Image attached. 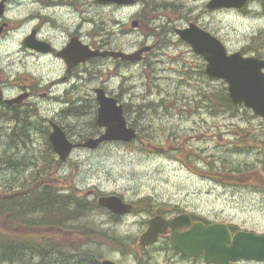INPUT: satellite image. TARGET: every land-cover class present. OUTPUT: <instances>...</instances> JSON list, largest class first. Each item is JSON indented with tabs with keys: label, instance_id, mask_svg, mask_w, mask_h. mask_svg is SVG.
I'll return each mask as SVG.
<instances>
[{
	"label": "rangeland",
	"instance_id": "374dc122",
	"mask_svg": "<svg viewBox=\"0 0 264 264\" xmlns=\"http://www.w3.org/2000/svg\"><path fill=\"white\" fill-rule=\"evenodd\" d=\"M87 2L92 4L89 0ZM154 2H167L172 7L181 5L182 10H151L144 0H137L131 7L97 5L86 9L84 22L87 35H91L86 38V43L97 45V40L105 38L109 25L114 34L108 42L114 43L116 50L124 51H135L145 44H153V39L144 35V32L147 35L152 30V18H156L152 19L156 26L166 24L168 28L166 37L171 41L165 47H156L147 56L150 64L146 68V61L134 63L127 70L115 69L109 61H101L93 63L96 66L94 69L89 68L100 73L101 77L85 83L86 95L94 98L96 87L106 88L109 95L115 97L121 95V103L131 109L125 115L130 123L133 122L140 139L132 145L109 142L95 150L78 148L62 162L55 151L48 150L44 139L38 138L35 146L29 144L31 148L28 149L15 135H11L9 140V135L2 133L0 138V143L6 144L11 140L14 143L5 145L12 157L25 159V162H18L19 167L24 166L18 180L40 177L35 179L36 184L50 183L64 193L72 192L90 199L95 196L98 199L103 194H117L134 203L138 210L124 216L120 223L97 217L99 215L95 212L87 220L75 218L70 221L71 224L68 222V230L59 231L51 240L41 238L45 228H25L4 219L0 220V232L6 234L0 233L1 236L20 238L24 231L30 230L38 232L39 240L75 246L85 241L77 231H84L86 225L92 226L105 235L92 236L95 251L102 254V260L134 264L143 256L138 240L148 227L145 220L150 213L145 210L151 204H156L154 208L159 206L161 211L179 208L209 221L227 222L242 230L264 234V146L260 144L264 140V120L250 118L249 115L233 117L214 112L210 92L221 90L227 84L201 74L206 61L176 33L177 28H184L194 21L218 37L229 52L243 51L253 41V36L261 32L264 34V13H259L256 1L240 10L216 11L207 9V0ZM86 6L88 8V4ZM143 16L146 24H142V29L132 28L131 22ZM188 17L191 20H187ZM101 19L105 23H100ZM95 29H98L99 36L93 35ZM244 55L254 54L249 51ZM54 69H59L58 62H54ZM205 96L209 100L203 102ZM150 101L161 104L144 107L145 111L141 109L142 113L138 116L136 105ZM90 118L91 115H85L80 120L73 118L62 122L64 127L75 132V135L70 134V140L79 142L81 134L91 133L88 125ZM190 151L194 154L204 152L208 157L216 155V159L220 157L231 166L248 164V169L218 182L195 173L196 168L203 167L202 164L194 162L199 165L196 166L185 162L183 155ZM0 171L3 172L2 169ZM13 176L9 170L3 172L0 193L4 192L3 183ZM5 190L8 191V188L5 187ZM92 192L95 195H88ZM112 235L123 238L121 245L112 242ZM163 257L158 255V264H169Z\"/></svg>",
	"mask_w": 264,
	"mask_h": 264
},
{
	"label": "flooded vegetation",
	"instance_id": "af4514ba",
	"mask_svg": "<svg viewBox=\"0 0 264 264\" xmlns=\"http://www.w3.org/2000/svg\"><path fill=\"white\" fill-rule=\"evenodd\" d=\"M89 1L92 4L88 2L87 8L86 0H0V118L4 121L0 127L1 132L17 136L28 149L37 138L50 135L54 122L67 133L74 134L62 122L73 118L80 120L84 115L85 67L87 63H99L101 60L89 59L70 67L61 53L72 38L88 44L92 49L100 48L99 43H86V38L91 35H87L84 22L86 9L103 4L99 0ZM110 6L119 7L116 4ZM75 15L76 19H73ZM138 25L135 29L141 30L140 22ZM108 61L120 70L131 69L134 64L121 58H108ZM54 62L59 63L58 70L54 69ZM26 116L41 121L43 129L26 130L27 139L24 140L19 136L18 123ZM15 122L16 128L11 127ZM89 195L95 194L92 192ZM183 212L186 211L166 208L156 215L171 219ZM189 214L191 225L180 227V232L190 229L194 222L205 225L214 222L192 212ZM149 216L145 220L146 227L154 215ZM227 224L232 233L242 230L234 224ZM171 234L172 229L168 227L156 243L139 246L143 256L134 264H158V255H163V260L169 264H211L205 261L203 255L187 256L174 248Z\"/></svg>",
	"mask_w": 264,
	"mask_h": 264
},
{
	"label": "trees",
	"instance_id": "16d2710c",
	"mask_svg": "<svg viewBox=\"0 0 264 264\" xmlns=\"http://www.w3.org/2000/svg\"><path fill=\"white\" fill-rule=\"evenodd\" d=\"M149 9H158L160 11L172 9V11H181V5H177L176 7L169 6L167 2H154L155 0H144ZM257 2V9H259V13H264V0H254ZM87 4V3H86ZM246 8V7H245ZM249 11V10H247ZM250 12V11H249ZM156 19V18H152ZM150 20V24L152 26V30L148 36V38L153 39L154 47H165L168 42L171 40L166 37L168 28L166 24H161L156 26L154 20ZM187 20H191L188 17ZM142 21V22H141ZM141 26L142 24H146L145 16H143L139 20ZM156 22V21H155ZM100 23H105L103 19L100 20ZM114 23H117L114 21ZM108 30L105 38H101L97 40L99 43L98 47L102 48H113L114 43L108 42V40L114 34V31L110 29L109 25L107 26ZM98 29L93 30L94 36H99L96 33ZM253 41H250L247 46L243 48V53L246 54L249 51L253 52L254 55L264 58V34L258 33L253 36ZM115 48V47H114ZM153 51L147 53V56L152 54ZM146 56V57H147ZM145 59L142 61H146V65L150 64V61ZM96 66L93 63H90L86 66V82H91L95 78L101 77L100 73L95 72L94 70H90L89 68L94 69ZM186 71V75H187ZM201 74H205L203 70H200ZM188 77V76H187ZM191 77V75L189 76ZM221 89V88H220ZM211 98L213 99V104L211 106L214 108V112L219 111V113H227L233 117L237 116H245L249 115L250 118H259L255 113H253L250 109L245 108L243 105L235 104L228 93L227 86H224L221 90H215L210 92ZM119 100H122L121 95L116 96ZM93 99L87 97L86 98V109L85 114L91 115V118L88 121L89 127L92 129L91 133L81 134L79 141H84L85 139L93 136V134H97L100 132V128L95 123L96 117V109L93 103ZM208 96L202 100L203 102L208 101ZM215 103V104H214ZM159 105L161 102L150 101L148 103H141L136 105L138 116H140L141 109L145 111V108H152L153 105ZM145 107V108H144ZM125 114H129L131 109L129 110L127 105L124 104ZM23 120L18 123V132L19 136L26 140V130H42V123L36 122L28 119V116L22 118ZM128 119V117H127ZM246 119V118H245ZM260 119V118H259ZM14 123V121H12ZM130 123V122H129ZM1 124V121H0ZM87 125V126H88ZM131 126H134L133 122L130 123ZM16 128L15 125H11V127ZM83 128L84 129H88ZM4 132H1L0 127V138ZM13 134V133H12ZM6 136L9 134H5ZM14 135V134H13ZM5 136V137H6ZM11 135L7 138L11 139ZM140 137L138 136L136 142ZM46 146L49 151L54 152L53 147L48 139V136L44 138ZM133 142L123 143L124 145H132ZM11 142L6 141V144H12ZM4 143H0V169L4 171H11L14 175L12 178L7 179L6 182L3 183L4 192L0 193V220L4 221L7 219L10 224L19 223L25 228L38 229L45 228V234L41 237L42 239L51 240L54 235H58L59 231H65L68 229L67 222L70 223L71 220L75 218H84L85 220L89 219L88 217L95 212L97 217H106L109 221L118 222L122 220V217L116 213H112L108 209L102 207L98 204L96 196L92 199L88 198V196H79L72 192H62L55 188L52 184H36L35 179H39L40 177H33L31 180H18L20 179L23 172V167H19L18 162L23 161V158L12 157L9 151H6V147ZM14 144V143H13ZM12 144V145H13ZM260 144L264 146V140L260 141ZM11 145V146H12ZM8 146V145H7ZM181 149H178L180 151ZM181 154V153H180ZM183 158L186 160L185 162L189 165L202 164L203 167L200 169L196 168L195 172L197 175H202L203 177L214 179L218 182H223L224 179H230L234 174L244 173L248 169L247 165H229L228 161H223L220 159H216V155L207 156L204 152H188L183 155ZM29 163V162H28ZM196 166H199V165ZM228 164V165H227ZM264 169V167H262ZM3 172L0 171V177L3 176ZM202 173V174H201ZM206 173V174H203ZM214 174V175H212ZM48 175V173H46ZM5 187L8 188V191L5 190ZM141 201V200H140ZM154 205L146 209L150 214L154 215L161 211L159 206L154 208ZM138 208H133V213H136ZM145 210V211H146ZM177 212H181L182 210L179 208L174 209ZM148 212H146L148 214ZM96 218V217H95ZM67 220V222H66ZM39 224V225H38ZM71 224V223H70ZM71 227V226H70ZM77 229V227H75ZM1 234H6L0 232ZM77 233L85 238L82 244L78 247H72L73 249L67 248V245H64L61 242L55 241H43L38 239L37 231H24L22 233V237H5L0 235V264H102V254L99 255L95 251L94 241L92 236L102 235L105 236L103 231L97 230L91 226H85L84 231H77ZM110 239L117 246L121 245L123 240L121 241L120 237L110 236ZM119 242V243H118ZM103 243V242H102ZM84 244V246H82ZM124 251V250H123Z\"/></svg>",
	"mask_w": 264,
	"mask_h": 264
},
{
	"label": "water",
	"instance_id": "95a60500",
	"mask_svg": "<svg viewBox=\"0 0 264 264\" xmlns=\"http://www.w3.org/2000/svg\"><path fill=\"white\" fill-rule=\"evenodd\" d=\"M104 4L133 5L136 0H99ZM249 0H207L210 10L218 8H242ZM139 21L133 20L132 27ZM177 34L191 46L198 55L206 61L205 73L212 78L222 79L228 85L231 100L235 104H243L252 109L264 119V58L247 56L241 51L229 52L223 42L211 32L203 29L195 22H190L184 28H177ZM152 45H144L135 51L115 49H92L77 38H72L64 48L61 56L71 67L76 63L87 61L92 57H113L128 61H137L143 54L150 51ZM99 108L96 123L104 128V132L96 137H90L83 142L73 143L64 130L52 123L53 131L50 140L54 150L62 161H66L75 147L96 149L107 141L130 142L137 137V130L128 125L124 114V106L114 96L108 95L105 89H95ZM98 203L110 211L128 215L134 205L125 201L120 195L105 194L98 197ZM190 214L182 213L171 219L162 215L150 218L148 228L140 235L139 244L148 246L156 243L160 234L170 227L172 229L171 243L188 256L203 254L206 262L212 264H234L238 261L264 262V234L240 230L232 233L225 223L194 222L185 232L178 229L191 225ZM104 264H117L106 259Z\"/></svg>",
	"mask_w": 264,
	"mask_h": 264
},
{
	"label": "bare ground",
	"instance_id": "6f19581e",
	"mask_svg": "<svg viewBox=\"0 0 264 264\" xmlns=\"http://www.w3.org/2000/svg\"><path fill=\"white\" fill-rule=\"evenodd\" d=\"M88 3V2H87ZM97 33V32H96ZM46 59V58H45ZM31 120V119H30ZM32 121H36V122H41V121H38V120H32ZM53 131V129L51 130V132ZM50 132V133H51ZM79 139V138H78ZM51 143V145H52V147H53V150H54V146H53V144H52V142H50ZM41 150V149H40ZM104 195V194H103ZM146 212H148L147 210H146ZM149 213V212H148ZM150 217V216H149ZM111 249H112V247H110ZM115 261V260H114ZM156 263V262H155Z\"/></svg>",
	"mask_w": 264,
	"mask_h": 264
}]
</instances>
